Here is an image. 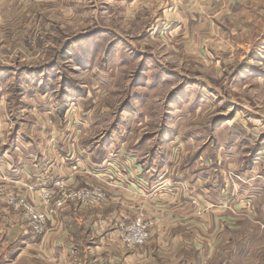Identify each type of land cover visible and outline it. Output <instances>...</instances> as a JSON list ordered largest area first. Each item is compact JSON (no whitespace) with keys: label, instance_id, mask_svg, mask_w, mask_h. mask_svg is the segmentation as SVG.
<instances>
[{"label":"rangeland","instance_id":"374dc122","mask_svg":"<svg viewBox=\"0 0 264 264\" xmlns=\"http://www.w3.org/2000/svg\"><path fill=\"white\" fill-rule=\"evenodd\" d=\"M226 1L205 24L186 0H0V168L7 153L29 181H57L29 198L0 174L16 220L0 221V264H264V0ZM64 181H162L183 227L158 237L143 205ZM70 208L77 221L129 215L49 238ZM28 213L44 216L42 233ZM141 215L151 238L128 247Z\"/></svg>","mask_w":264,"mask_h":264},{"label":"crops","instance_id":"0c3cea01","mask_svg":"<svg viewBox=\"0 0 264 264\" xmlns=\"http://www.w3.org/2000/svg\"><path fill=\"white\" fill-rule=\"evenodd\" d=\"M187 6H189L192 10H194V14L195 15H200V19H204V22L206 24V22H212L210 19H214L216 18L220 13L221 16L224 13H230V6H229V2L222 1V2H215L212 4H208V5H204V4H197L194 0H186L185 3ZM228 11V12H227ZM1 155H3L2 153H0ZM3 158V159H2ZM2 160L6 159L7 163L3 164V169L0 168L1 171H3V173L1 172L0 174H6V170H10L9 173V177L15 181H8L10 183H12L15 188L20 191L24 196H27L29 198H32L34 195V192L37 191L38 189H40L41 186H43L44 184L48 185L49 187H51L52 184H54L57 181H29V179L32 180L31 177H29V166L26 165L25 161H20V163H17V161H10L7 158V153L4 154V156L1 157ZM9 160V161H8ZM14 162V163H13ZM34 162V161H33ZM32 162V163H33ZM106 163V162H105ZM104 163V164H105ZM37 162H34V164H31V167L37 166ZM103 164V165H104ZM2 165V163L0 164V166ZM96 165V164H92ZM111 165V164H110ZM89 167V169H92ZM97 166V165H96ZM64 169V167H63ZM66 169V167H65ZM136 171L138 172V169H136ZM44 172L46 173L47 177H50V175H47V171L44 169ZM57 175V174H55ZM57 178V177H55ZM122 178V177H121ZM54 179V178H52ZM59 179V178H57ZM123 180V179H122ZM69 183L70 185H74V186H84L86 183H90V184H100L102 186L105 187V190H107L108 192V200L109 202H111V204H115L116 201H127V206L125 207L127 210L129 209V205L131 204H135V205H143L146 209V211L148 212V214H152V216H156V217H160L161 218V222L160 225L158 227V230L156 231L158 235V237L162 234V230L164 233L168 232L167 234H171L173 236H177V231L179 229H177L179 226L183 227L182 225H174V221L178 220V215L176 214V212L173 211H169L168 208L163 209L162 208V204L161 201H159L161 198H167L169 194H167V190L162 189L161 187L164 186V183L162 181H64ZM171 193V191H170ZM171 196H173V193H171ZM169 202H171L169 200ZM112 204V205H113ZM118 208H120V203L119 205H117ZM72 209H66L64 211H62L57 218H55L50 227L52 229H54L55 231L53 233L50 234L51 238L52 236H55L56 233H61V230L66 229L67 227H69V224L71 222H75L78 225L81 226H93V225H97V224H102L105 223L106 227H108L109 224H114L115 226H118V221H121L120 219H122L123 216L126 217V215H129L127 212H121L120 211V217L118 218L117 221V217L115 219V217L113 219H111V215H107L101 219H98L99 217L97 216V218L95 216H89L86 219H84V221H77L74 220L75 216L73 214V212L71 211ZM7 211L3 209V206H0V221H4L5 223H15L16 220L15 218H9L10 216L6 214ZM124 213V214H123ZM71 215V216H70ZM195 214H191L189 216H184V218L186 219V221H183L184 224H187L188 221H190L191 219H195L197 218V216L195 217ZM208 217L207 214H203L200 216V218H206ZM210 218H212L210 216ZM68 219V220H67ZM99 221V222H98ZM109 223V224H108ZM108 224V225H107ZM205 227L207 226L208 222H204ZM67 225V227H66ZM210 225H212V222L210 223ZM186 227V225H185ZM190 227H187L186 229H189ZM90 229V227H89ZM161 231V232H160ZM160 232V233H159ZM48 234V233H47ZM69 235V233H67ZM47 236V235H46ZM109 238V237H107ZM157 237H155L156 239ZM69 238H67L68 240ZM71 239V238H70ZM111 239V237H110ZM72 240V239H71ZM113 242V241H112ZM153 244L152 247H148L149 248V258H155L158 257V252L161 246H159V242H156V240H152ZM99 241L96 242L93 247L97 250L100 246H99ZM62 244V243H61ZM158 246H156V245ZM69 245V244H68ZM109 245H115V243H110L108 241V246ZM70 246V245H69ZM92 247V249H93ZM103 247V246H102ZM60 249L57 248H53L54 252H60ZM197 250V252L194 253V255L196 256L195 259H201V253L199 252V250L201 249H195ZM64 251H69V248H65ZM136 253L132 254L133 256H138L139 252L135 251ZM158 254V255H157ZM160 256V255H159ZM200 257V258H199ZM204 263V261L202 262Z\"/></svg>","mask_w":264,"mask_h":264},{"label":"built area","instance_id":"2783aa9c","mask_svg":"<svg viewBox=\"0 0 264 264\" xmlns=\"http://www.w3.org/2000/svg\"><path fill=\"white\" fill-rule=\"evenodd\" d=\"M202 1H209V0H202ZM62 184H55V189H60L62 188ZM65 192L62 191L61 189L59 190L58 194ZM99 193H101L100 190H98ZM46 199H49L50 196L46 192ZM65 196V193H63V197ZM20 203L14 202L13 200L10 201V205H12L15 209H18L22 205V201H19ZM56 209L61 208V202H58L57 204L54 205ZM27 217L31 221V224L34 226V230L37 233H42L44 229V221L45 218L42 214H37V213H28ZM151 223H145L143 222L142 215L137 217V219L134 222H131L128 227L124 229V233L121 236L123 239V242L128 246V247H134V246H142L146 242L149 241L151 238Z\"/></svg>","mask_w":264,"mask_h":264}]
</instances>
